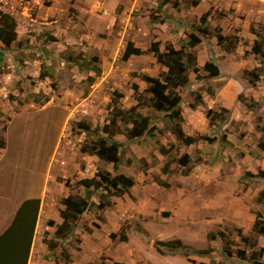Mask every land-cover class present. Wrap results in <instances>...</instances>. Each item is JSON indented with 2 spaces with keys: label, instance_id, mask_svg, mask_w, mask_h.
I'll list each match as a JSON object with an SVG mask.
<instances>
[{
  "label": "rangeland",
  "instance_id": "rangeland-1",
  "mask_svg": "<svg viewBox=\"0 0 264 264\" xmlns=\"http://www.w3.org/2000/svg\"><path fill=\"white\" fill-rule=\"evenodd\" d=\"M20 1L11 15L19 37L0 61V233L22 200L43 198L28 264H264V236L253 231L258 214L264 223V59L251 54L255 34L264 38V0H199L196 7L176 0L177 9L161 10L162 0H51L50 7ZM9 7L0 0L3 12ZM205 12L209 35L202 38ZM216 27L237 43L232 53L217 45ZM192 34L201 41L193 50L199 70L179 89L182 128L207 140L183 145L163 115L144 106L140 113L154 128L141 139L128 141L122 126L111 128L123 152L116 170L81 153L92 137L77 123L100 131L114 103L122 110L136 104L134 87L149 97L142 76L164 70L151 44L178 49ZM131 40L144 53L123 62ZM207 61L218 66V77L203 71ZM85 100L90 115L70 120ZM208 111L226 119L210 124ZM184 156L186 166L179 163ZM99 171L124 174L135 185L109 197L113 204L104 209L102 193L94 192L73 233L57 236L60 200L70 192L87 197L78 182ZM173 241L181 242L179 252L159 244Z\"/></svg>",
  "mask_w": 264,
  "mask_h": 264
},
{
  "label": "trees",
  "instance_id": "trees-1",
  "mask_svg": "<svg viewBox=\"0 0 264 264\" xmlns=\"http://www.w3.org/2000/svg\"><path fill=\"white\" fill-rule=\"evenodd\" d=\"M46 7L51 6V0H42ZM74 0H71L73 2ZM172 5L175 9L178 8L176 0H162L158 4V10H161L166 5ZM199 0H194L190 3L191 7H196ZM221 17L225 15L220 14ZM210 12H205L199 19L201 24L198 28V34L203 38L209 35L208 19ZM16 20L9 14L0 10V61L3 60L4 52L9 50L11 46L17 41L18 34L16 31ZM214 38L218 46L224 49L227 53H232L236 47V42L233 38L223 35L221 29L216 27L214 30ZM256 38L251 46V54L259 56L264 59V38L255 34ZM52 41H56L50 37ZM200 38L192 34L189 39L182 43L180 48L176 49L173 45L168 44L164 51L160 50V43L153 42L149 48V52L154 56L157 63L160 64L164 70L158 74L157 77L142 76L146 88L143 90L145 95L149 97H142L137 87H134L136 104L128 110H122L113 104L110 111L111 118L109 123L105 124L102 129L92 130L89 124L85 122L77 123L76 127L92 137L88 143L83 145L80 149L81 153L96 156L100 161L112 164L113 169H117L122 163L123 152L122 144L115 141L112 137L111 128L122 126L124 136L128 141L141 139L148 134L153 127L152 119L148 115H142L140 110L144 106L150 107L154 112L162 114L165 122L170 125V132L185 146H191L200 140H207L206 137L187 135L182 126L184 122L181 103L182 97L179 89L185 88L189 82V73H197L199 70L196 54L194 48L200 44ZM144 52L142 49L135 47L132 41H127L121 54V61L127 62L133 56H140ZM203 71L208 74L209 78H216L220 74L217 65L207 61L203 65ZM97 75L100 74V69L89 68ZM252 74V73H251ZM42 78V76H41ZM242 102L245 100L240 97ZM197 105L201 104L198 97ZM197 105H191V109H195ZM250 106V105H249ZM221 113L228 114L227 109H222ZM210 124L218 119H226L220 113L208 111L206 113ZM224 140V138H223ZM5 142L0 140V148H4ZM260 150L264 152V141L258 143ZM163 153V150L160 151ZM179 163L186 166L189 163L187 156L182 157ZM264 178V175H263ZM87 193V197H81L78 194L70 192L66 197L60 200L59 216L61 223L56 227V235L65 237L74 231V225L80 220V216L87 210L88 199L97 191H100L99 209L111 207L112 202L109 197L120 198L128 194L131 188L135 185L134 179L124 174L111 175L109 172L99 171L95 177L90 179H82L78 182ZM161 186L168 187L166 183H160ZM109 193V194H108ZM264 199V191L259 195L258 200ZM40 199L29 198L23 200L16 209L9 225L0 233V264H28L31 247L35 235V229L39 218ZM260 215L253 225V231L257 235L264 236V223L260 220ZM115 235H111L114 239ZM226 239L224 236L222 237ZM120 239L125 242L127 238L121 235ZM164 244L167 251L170 253L179 252L182 248L180 241H173ZM158 253L163 254L164 251L156 247ZM120 264V263H114Z\"/></svg>",
  "mask_w": 264,
  "mask_h": 264
},
{
  "label": "built area",
  "instance_id": "built-area-1",
  "mask_svg": "<svg viewBox=\"0 0 264 264\" xmlns=\"http://www.w3.org/2000/svg\"><path fill=\"white\" fill-rule=\"evenodd\" d=\"M1 10V9H0ZM99 12H103L102 9H97ZM105 13V12H104ZM90 104L87 100L81 103L78 107L74 108L70 114V120H78V118H86L90 115ZM63 164V162L61 163Z\"/></svg>",
  "mask_w": 264,
  "mask_h": 264
},
{
  "label": "crops",
  "instance_id": "crops-1",
  "mask_svg": "<svg viewBox=\"0 0 264 264\" xmlns=\"http://www.w3.org/2000/svg\"><path fill=\"white\" fill-rule=\"evenodd\" d=\"M4 3L5 2H7L8 4H10V9L8 10V11H6L7 12V14H10V15H13L14 14V9H15V6H21L22 5V2L20 1V0H2ZM19 37V36H18ZM132 42H134V40H131ZM126 44V43H125ZM125 46V45H124ZM29 198H38V199H40V201L41 202H44V200H43V198H41L40 197V195H36V194H31V196H29V197H27V198H25V199H29ZM24 199V200H25ZM23 201V200H22ZM21 201V202H22ZM20 202V203H21ZM20 203L17 205V208H18V206L20 205ZM16 210V209H15ZM61 223V219H60V221H59V223L58 224H60ZM38 264V263H37Z\"/></svg>",
  "mask_w": 264,
  "mask_h": 264
}]
</instances>
